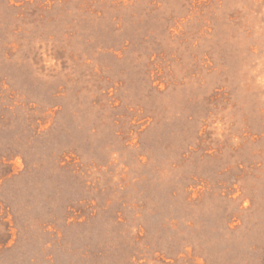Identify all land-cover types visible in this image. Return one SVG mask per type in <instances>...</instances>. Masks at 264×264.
<instances>
[{
	"label": "rangeland",
	"instance_id": "rangeland-1",
	"mask_svg": "<svg viewBox=\"0 0 264 264\" xmlns=\"http://www.w3.org/2000/svg\"><path fill=\"white\" fill-rule=\"evenodd\" d=\"M0 264H264V0H0Z\"/></svg>",
	"mask_w": 264,
	"mask_h": 264
}]
</instances>
